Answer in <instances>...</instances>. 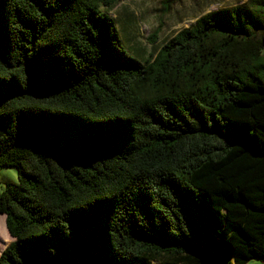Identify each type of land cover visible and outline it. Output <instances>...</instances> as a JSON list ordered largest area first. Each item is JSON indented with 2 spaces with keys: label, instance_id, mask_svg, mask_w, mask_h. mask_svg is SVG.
Instances as JSON below:
<instances>
[{
  "label": "trees",
  "instance_id": "1",
  "mask_svg": "<svg viewBox=\"0 0 264 264\" xmlns=\"http://www.w3.org/2000/svg\"><path fill=\"white\" fill-rule=\"evenodd\" d=\"M123 1L0 0V264L264 262V0L145 60Z\"/></svg>",
  "mask_w": 264,
  "mask_h": 264
},
{
  "label": "rangeland",
  "instance_id": "2",
  "mask_svg": "<svg viewBox=\"0 0 264 264\" xmlns=\"http://www.w3.org/2000/svg\"><path fill=\"white\" fill-rule=\"evenodd\" d=\"M242 0H176L171 11L165 13V5L154 0L123 1L112 11L119 36L130 52L140 55L139 59L157 52L162 44L180 30L191 27L201 16L225 7L240 4ZM159 30L156 43L151 37ZM15 168L0 170V193L7 184H18ZM6 228V218L0 215V254L12 244ZM261 263V262H260Z\"/></svg>",
  "mask_w": 264,
  "mask_h": 264
},
{
  "label": "crops",
  "instance_id": "3",
  "mask_svg": "<svg viewBox=\"0 0 264 264\" xmlns=\"http://www.w3.org/2000/svg\"><path fill=\"white\" fill-rule=\"evenodd\" d=\"M248 0H242V2L241 3H245V2H247ZM261 262V263H260ZM258 261V260H255V261H252V262H250L249 264H264V262H262V261Z\"/></svg>",
  "mask_w": 264,
  "mask_h": 264
}]
</instances>
